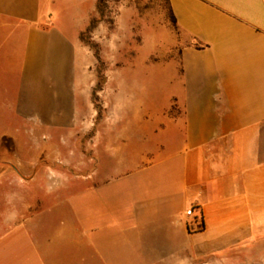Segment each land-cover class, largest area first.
<instances>
[{
  "label": "crops",
  "instance_id": "obj_1",
  "mask_svg": "<svg viewBox=\"0 0 264 264\" xmlns=\"http://www.w3.org/2000/svg\"><path fill=\"white\" fill-rule=\"evenodd\" d=\"M55 1L0 0V119L6 126L0 151L13 156L12 162L0 159V190L2 182L16 189L19 181L26 191L35 175L31 158L19 156L23 125L14 123L17 117L49 122L70 111V79L81 50L86 71L81 32L88 13L70 35L53 19ZM169 3L184 92L170 116L169 152L153 164L165 167L136 185L128 228L114 233L112 221L110 231L94 230V254L107 257L115 247L127 257H153L154 264L234 262L241 256L264 263V0ZM106 153L112 156L110 149ZM47 220L31 218L33 224ZM114 236L120 243L114 245ZM52 252L43 253L47 264H64Z\"/></svg>",
  "mask_w": 264,
  "mask_h": 264
},
{
  "label": "rangeland",
  "instance_id": "obj_2",
  "mask_svg": "<svg viewBox=\"0 0 264 264\" xmlns=\"http://www.w3.org/2000/svg\"><path fill=\"white\" fill-rule=\"evenodd\" d=\"M98 1L56 0L51 8L54 21L70 35L88 13L82 31L87 66L84 71L81 50L70 79V111L49 122L34 115L14 122L24 126L19 156L31 158L35 175L26 191L19 181L16 189L2 182L0 264H47V250L64 264L73 258L75 264H108L110 258L113 264H154L153 257H127L115 247L107 257L95 255L92 237L96 228L110 231L112 221L114 233L128 228L136 185L165 167L153 164L159 163L158 154L169 152L170 116L178 111L175 97L184 92L181 49L172 45L179 31L168 0H104L105 20L90 32L91 19L100 16ZM11 96L16 98L13 91ZM0 111L4 115L3 107ZM12 157L0 151L2 161ZM31 218L48 222L33 224ZM118 242L114 236V245ZM99 246L104 249V242ZM185 264L264 263L241 256L234 262Z\"/></svg>",
  "mask_w": 264,
  "mask_h": 264
},
{
  "label": "trees",
  "instance_id": "obj_3",
  "mask_svg": "<svg viewBox=\"0 0 264 264\" xmlns=\"http://www.w3.org/2000/svg\"><path fill=\"white\" fill-rule=\"evenodd\" d=\"M103 1H104V0H99V1H98V5H97V6H98V11H99V13H100V16H99V17H93V18L91 19V22H90L89 26L87 27V29H88L90 32H92V31L96 28V26H97V24H98L99 21L105 20V5L102 4ZM168 1H169V0H168ZM169 5H170V3H169ZM170 9H171V6H170ZM171 13H172V17H173L174 24H175V16H174V14H173V12H172V9H171ZM175 26H176V25H175ZM83 34H84V33L81 32V40H82V41L85 40L84 37H83ZM96 55L98 56V58H100L99 53H97Z\"/></svg>",
  "mask_w": 264,
  "mask_h": 264
},
{
  "label": "built area",
  "instance_id": "obj_4",
  "mask_svg": "<svg viewBox=\"0 0 264 264\" xmlns=\"http://www.w3.org/2000/svg\"><path fill=\"white\" fill-rule=\"evenodd\" d=\"M187 213L188 214H192L193 213V209L192 208L188 209Z\"/></svg>",
  "mask_w": 264,
  "mask_h": 264
}]
</instances>
